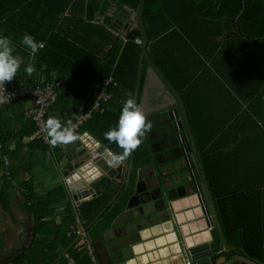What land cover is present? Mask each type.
Returning a JSON list of instances; mask_svg holds the SVG:
<instances>
[{"label": "crops", "instance_id": "obj_1", "mask_svg": "<svg viewBox=\"0 0 264 264\" xmlns=\"http://www.w3.org/2000/svg\"><path fill=\"white\" fill-rule=\"evenodd\" d=\"M2 8L3 1L0 3V12L7 11V7ZM82 10V12L67 10L64 14L65 21L60 24L64 34L77 38L83 47L98 57L109 50L110 46L107 45L109 36L126 42L118 34V30L106 22L105 16L109 11L106 14L94 13L88 19L87 7ZM24 24L30 27L28 22ZM8 25L5 22L4 26L0 27V37L9 30V35L17 39L20 36L17 31L30 29ZM195 30L197 31L195 34L189 35L177 27H172L166 32V36L162 38L163 42L160 43L166 50L165 61L157 62L153 54L151 56V45L149 54L170 81L172 79V82L183 87V90H180L181 95L184 94L183 98L227 243L245 249L256 259L253 253H258L261 257L258 260L264 263V60L256 58L257 62L253 61L249 57V52L242 53V48L234 43L227 50H223L221 44L224 34L227 36V33L217 36L216 43H208L207 47H204L199 38L201 29ZM157 39L152 42L157 44L159 42ZM134 44L141 47L135 42ZM11 47L13 56L20 61V69L16 77L7 83L14 87L45 84L46 67L37 68L31 76H27L24 69L28 64L34 66L35 57L29 54V58H25L16 52L13 46ZM235 48L238 51H235ZM23 50L28 52L26 48ZM62 56L60 50L56 48V51L53 50L49 54L48 61L65 62ZM93 65L92 61L80 62L78 70L73 72L74 77L89 79L92 82ZM149 68L150 65L145 62L139 104L147 100L145 109L152 110L158 106L154 102L155 99L159 94L167 93V89L148 70ZM49 78L53 79L52 83H56L58 95L68 92L67 85L74 84L73 80L60 79L57 73H51ZM95 86L94 83L92 89ZM134 91H124L123 96L118 98L124 101L130 97L134 99L130 95V92ZM90 96L89 108L92 91ZM33 106L32 101L23 100L0 110V191L4 188L6 176L9 175L8 170L11 169L13 176L7 191L9 208L5 209L0 203L1 264L12 261L15 256L27 249L35 238L39 240L43 238L42 235L36 236L33 229L36 218L24 209L28 201L22 186L24 182L32 181L36 195L40 199L47 198L57 187H63L64 197L53 205L54 215L50 218L52 227L61 223L67 205L79 206L67 192L60 167L58 153L60 147L65 145L50 148L34 138L35 126L31 118ZM81 110L74 111L64 104V101H57L51 107L48 117H56L66 126L68 121H73L80 115ZM89 125L95 126L94 123ZM79 137L88 144V148L95 149L100 143L107 150L119 154L116 150L119 147L116 148L114 144L107 146L87 132L80 133ZM170 169L172 167L163 166L161 171L157 169V173L161 183L167 184L170 194L175 197L173 203L177 211L174 220L178 222L180 228H184L182 232L186 235L192 234L202 242L212 240L213 233L216 232L218 239L215 240L220 241L217 228L206 226L204 218H194L193 205L198 199L189 192L194 187L192 180L188 179L186 174L183 175L186 177L183 180L181 171ZM212 178H215V186L219 191H227L221 200L224 211L231 219L229 226L232 229L229 231L224 229L220 204L212 189ZM183 255L178 244H173L150 254L149 260L150 264H184ZM68 261L72 264L69 259Z\"/></svg>", "mask_w": 264, "mask_h": 264}, {"label": "trees", "instance_id": "obj_2", "mask_svg": "<svg viewBox=\"0 0 264 264\" xmlns=\"http://www.w3.org/2000/svg\"><path fill=\"white\" fill-rule=\"evenodd\" d=\"M2 1V9L7 7V11L0 12V27H3L6 22L22 29L30 28L17 31L20 34L17 39L9 35V30L3 34V37L11 41V46L15 51L29 58L30 50L28 52L23 50L25 47L21 44V40L25 34L31 35L38 43L43 42L45 45L33 58L35 70L46 67L45 82H54L49 78L51 73H57L60 79L66 78L74 81V84L67 85L68 92L57 96L56 102L64 101V104L72 110L82 109L81 112H84L90 106V92L94 93L108 78H113L119 86L111 90L113 97L121 98L124 91L135 90L141 47L136 46L133 41L135 36H139L138 31H134L126 42L109 36L107 41V45L110 46L109 50L98 57L94 52L83 47L77 38L64 34L60 28V24L65 21L64 14L68 9L73 12L75 10L82 12V9L87 7L86 18L89 19L94 13L106 14L111 4L116 3L115 0H0V3ZM125 1L130 4V7L136 8L140 0ZM244 4L245 9L238 17ZM143 17L151 41V56L153 54L157 62L166 60V50L161 47L160 43L172 27L179 28L187 35L195 34L197 28L201 29L199 38L204 47H207L208 43H216L217 36L224 33L229 35L231 31L239 28L240 30L235 34L229 36L224 34L221 48L227 50L234 43L242 48V53L249 52V57L253 61L257 62L256 58L264 60V0H146ZM25 22H28L30 27L25 25ZM155 38H158L157 44L152 42ZM56 48L60 50L65 62L49 63L48 56L51 51H56ZM235 51L238 49L235 48ZM91 61L94 63L92 82L89 79H76L73 72L78 70L79 63H90ZM94 83L96 86L92 89L91 86ZM171 83L177 85L172 82V79ZM175 88L179 91L183 90V87L179 85ZM104 107L105 111L94 113L92 119L80 129L79 133L87 132L95 140L107 146L114 144L118 148L115 143H109L104 138V133L117 126L123 106L111 100ZM90 123H94L95 126H90ZM142 141V144L134 151L136 163L144 161L150 151L147 139L142 137ZM118 149L116 150L121 153L122 150ZM8 173L4 188L0 191V203L5 209L9 208L7 191L13 177L11 169ZM215 183V178H212V189L220 204L224 229L229 231L232 229L229 226L231 219L224 211L221 200L227 191H219ZM22 186L28 200L24 209L36 218L33 229L36 236L42 235L43 238L40 240L35 238L27 249L7 264H70L68 259L72 264H91L85 243H81L80 235L74 233L71 226L79 220L82 228L85 229L86 238L88 240L97 239L103 228V223H98V218L96 219V209L100 199L84 201L78 207L67 205L61 223L52 227L50 218L54 215L53 205L64 197L63 187H57L49 193L47 198L40 199L36 195L32 181L24 182ZM213 236L214 239H218L216 232ZM253 255L261 259L258 253L255 252Z\"/></svg>", "mask_w": 264, "mask_h": 264}, {"label": "water", "instance_id": "obj_3", "mask_svg": "<svg viewBox=\"0 0 264 264\" xmlns=\"http://www.w3.org/2000/svg\"><path fill=\"white\" fill-rule=\"evenodd\" d=\"M145 3L146 0H140L136 8L123 6L118 11L115 6L108 15L115 17L110 26L117 29L125 41L134 31L142 38L137 86L130 95L140 106L146 122L151 123L150 131L144 136L149 154L144 161L136 163L132 152L123 163L113 167L105 147L98 143L97 148H88L80 139L60 147L58 153L64 184L75 204L100 199L96 219L103 223V228L97 239L90 240L98 262L150 264V254L178 244L179 251L188 256L191 264H264L245 249L227 243L185 100L149 54L151 41L143 17ZM244 9L245 4L238 17ZM122 19L127 22V29L116 23ZM145 62L167 89V93L155 99L158 106L152 110L145 109L147 100L139 104ZM112 100L122 106L126 102L115 96ZM163 166L181 171L183 180L184 174L192 180L194 187L189 192L198 199L193 205L194 218H204L206 226L217 228L220 241L211 238L202 242L182 232L184 228L174 220L175 197L167 189L168 185L161 183L157 173Z\"/></svg>", "mask_w": 264, "mask_h": 264}, {"label": "clouds", "instance_id": "obj_4", "mask_svg": "<svg viewBox=\"0 0 264 264\" xmlns=\"http://www.w3.org/2000/svg\"><path fill=\"white\" fill-rule=\"evenodd\" d=\"M21 44L30 50L29 54L32 57L37 54L39 49L45 47L43 42L38 43L28 34L23 36ZM12 53L11 41L7 37H0V86H5L6 82L12 81L20 69V61ZM24 71L27 76H31L35 72V68L32 64H28ZM67 123L69 126L62 125L60 119L53 116H49L45 121L48 143L51 147L67 145L79 139L74 128L70 126L71 121ZM150 129L151 123L146 122L140 106L135 103L133 98H128L121 109L117 126L104 133V138L109 143H115L122 150L119 154L108 150L111 166L116 167L123 163L142 144V137Z\"/></svg>", "mask_w": 264, "mask_h": 264}, {"label": "built area", "instance_id": "obj_5", "mask_svg": "<svg viewBox=\"0 0 264 264\" xmlns=\"http://www.w3.org/2000/svg\"><path fill=\"white\" fill-rule=\"evenodd\" d=\"M134 42L138 45H142V39L140 36L134 37ZM118 83L113 78H108L103 84L94 91L93 98L91 101V107L71 121V127L79 136L80 129L92 118L94 112L103 113L105 111L104 104L110 102L113 99L111 90L118 88ZM57 90L54 83L47 82L43 85H21L14 87L7 82L5 86H0V109L3 107L10 106L16 102L23 100H30L33 102V110L31 112V118L35 126L34 138L43 143L44 146L50 147L48 143L47 130L45 129V121L48 119V113L51 107L54 106L57 100ZM66 126H69L68 124ZM80 139V137H79ZM85 142L83 140H80ZM86 143V142H85ZM88 147V144L86 143ZM1 147V146H0ZM93 158L96 157L95 153L91 155ZM8 163V160L5 161ZM62 170V169H61ZM63 171V170H62ZM71 230L80 235L81 243L86 245V253L90 258L91 264H99L98 259L94 253V249L91 245V241L86 238L84 229L82 228L79 220L72 224ZM183 255V254H182ZM184 264H191L188 256L184 253Z\"/></svg>", "mask_w": 264, "mask_h": 264}, {"label": "flooded vegetation", "instance_id": "obj_6", "mask_svg": "<svg viewBox=\"0 0 264 264\" xmlns=\"http://www.w3.org/2000/svg\"><path fill=\"white\" fill-rule=\"evenodd\" d=\"M116 1V3H112L111 4V6L109 7V9L107 10V12L109 11V13L113 10V9H115V6H117V11L118 10H121L122 9V7L124 6V7H126V6H130V4L127 2V1H125V0H121V1H119V0H115ZM117 2H118V4H117ZM109 17L110 16H108V15H106L105 16V20H106V22H108L109 24L113 21V19L114 18H111V19H109ZM145 22V21H144ZM117 24H118V26H121L122 28H124V29H127V22L126 21H123V19L120 21V23L119 22H116ZM147 27V26H146ZM240 29L239 28H237V30H234V31H231L230 33H229V35L230 34H235V33H237V31H239ZM228 34H227V36H229ZM261 54V53H260Z\"/></svg>", "mask_w": 264, "mask_h": 264}, {"label": "bare ground", "instance_id": "obj_7", "mask_svg": "<svg viewBox=\"0 0 264 264\" xmlns=\"http://www.w3.org/2000/svg\"><path fill=\"white\" fill-rule=\"evenodd\" d=\"M4 109V108H3ZM1 110V109H0ZM6 166V165H5ZM7 169V168H6Z\"/></svg>", "mask_w": 264, "mask_h": 264}]
</instances>
